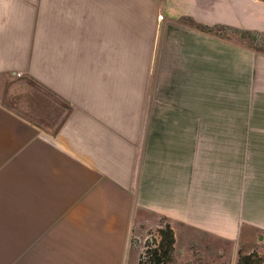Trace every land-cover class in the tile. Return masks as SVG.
Masks as SVG:
<instances>
[{
    "label": "crops",
    "instance_id": "crops-1",
    "mask_svg": "<svg viewBox=\"0 0 264 264\" xmlns=\"http://www.w3.org/2000/svg\"><path fill=\"white\" fill-rule=\"evenodd\" d=\"M245 32L264 34V0H0V264H136L138 212L174 251L182 230L227 245L258 226L238 206L246 169L264 178ZM214 98L237 124L198 123Z\"/></svg>",
    "mask_w": 264,
    "mask_h": 264
},
{
    "label": "rangeland",
    "instance_id": "rangeland-1",
    "mask_svg": "<svg viewBox=\"0 0 264 264\" xmlns=\"http://www.w3.org/2000/svg\"><path fill=\"white\" fill-rule=\"evenodd\" d=\"M246 41V45L259 46L261 49L264 47L263 36L253 40L249 35L246 37ZM213 95L219 96L221 93L214 91ZM205 102H207V107H211L212 113L198 117V123H228L230 125L238 123V111L241 110V107H238V101L214 98L211 105H209V101ZM243 110L246 124L264 125V100H246ZM251 174L246 169V179L243 181L244 198L242 199L241 196V203L238 206L239 209L244 206L245 219L250 218L259 225L242 227L237 243L227 245L213 243L206 237L198 242L188 231H179L176 251L173 247L171 255L160 256L164 264H238L240 257L245 258L240 264H264V178L254 180L247 176ZM234 178L236 177L234 176ZM238 180L233 179V175L230 174V182L234 187V189L232 188L233 192L236 191L235 184L238 182V190L241 195L242 181ZM165 225L168 224L163 220H156L150 214L136 213L130 249L131 255L136 253L139 256L136 264H150V252L158 248L161 239L160 231L165 229ZM156 259L152 258L154 261Z\"/></svg>",
    "mask_w": 264,
    "mask_h": 264
},
{
    "label": "trees",
    "instance_id": "trees-1",
    "mask_svg": "<svg viewBox=\"0 0 264 264\" xmlns=\"http://www.w3.org/2000/svg\"><path fill=\"white\" fill-rule=\"evenodd\" d=\"M198 28H200L199 26H197ZM207 30V32L210 33H214L217 34L219 29H216L215 27L212 28H205ZM245 34V38L247 37V32L243 33ZM264 37L263 35H260ZM262 50H264V47L262 48ZM160 242H159V246L158 248L154 249L153 251L150 252L151 254V261L150 264H164V261L160 259V256H169L171 255V252L173 250V245H174V236H173V232L170 229V227L168 225H165V229H162L160 231ZM152 258H157L156 261L152 260ZM243 259H245L244 257L239 259L238 264L241 263V261H243ZM153 262V263H152Z\"/></svg>",
    "mask_w": 264,
    "mask_h": 264
},
{
    "label": "built area",
    "instance_id": "built-area-1",
    "mask_svg": "<svg viewBox=\"0 0 264 264\" xmlns=\"http://www.w3.org/2000/svg\"><path fill=\"white\" fill-rule=\"evenodd\" d=\"M160 19H161V17H160Z\"/></svg>",
    "mask_w": 264,
    "mask_h": 264
}]
</instances>
